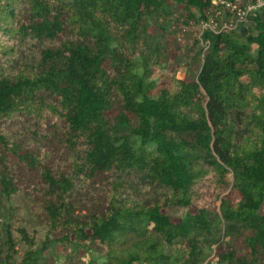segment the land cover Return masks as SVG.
Returning <instances> with one entry per match:
<instances>
[{
  "label": "trees",
  "instance_id": "obj_1",
  "mask_svg": "<svg viewBox=\"0 0 264 264\" xmlns=\"http://www.w3.org/2000/svg\"><path fill=\"white\" fill-rule=\"evenodd\" d=\"M210 1L0 0V194L22 188L16 159L50 195L44 240L0 264H55L56 247L82 253L74 264H202L217 243L213 264H264V21L205 34L195 80L138 53L149 23L187 27ZM13 122L65 150L70 174ZM106 176L103 207L75 215L73 193ZM130 176L156 195L122 198Z\"/></svg>",
  "mask_w": 264,
  "mask_h": 264
},
{
  "label": "rangeland",
  "instance_id": "obj_2",
  "mask_svg": "<svg viewBox=\"0 0 264 264\" xmlns=\"http://www.w3.org/2000/svg\"><path fill=\"white\" fill-rule=\"evenodd\" d=\"M160 27H163L161 29ZM195 43L194 33L190 26H183L180 23L164 24L161 21L157 25L149 23L146 29V35L143 39V46L138 49V53H151L162 69H159V76L166 74L169 78L184 81L195 80L200 69V58L193 57L200 49L201 45ZM46 47V44L35 45V52ZM29 120V119H28ZM32 121V120H30ZM14 123V122H13ZM33 124V122H30ZM10 133L20 140L23 147L33 152L46 151L51 155L48 161L52 171L57 174V179L61 174L64 176L70 174V164L68 153L60 149L55 142H47L45 137L37 138V135H31L27 126L21 123H14L10 126ZM37 132L36 129H32ZM40 132V131H39ZM16 160V159H15ZM14 162L15 168L20 172V184L22 188L16 195L9 199L0 194V255L4 259L5 255H11L15 260H20L24 253L30 249L31 245L38 246L45 238L47 218L43 212V205L49 198L47 185L39 177L38 173L25 169L20 163ZM111 176L96 177L91 182H87L85 189L77 190L71 198V208L73 213L78 216L86 215L100 207L107 198L110 191L109 181ZM139 179L130 176L127 179V186L122 192V198L133 197L136 199H146L155 196V191L147 189L143 191L138 186ZM218 205V202H216ZM189 208L174 207L166 211L167 214L183 217ZM6 231L12 240V251L7 252ZM223 243L213 245L212 252L207 256L202 264H213L215 254L222 252ZM58 255V256H57ZM55 264H74L82 256V253H73L62 251L61 247H56L53 253L47 254Z\"/></svg>",
  "mask_w": 264,
  "mask_h": 264
},
{
  "label": "built area",
  "instance_id": "obj_3",
  "mask_svg": "<svg viewBox=\"0 0 264 264\" xmlns=\"http://www.w3.org/2000/svg\"><path fill=\"white\" fill-rule=\"evenodd\" d=\"M264 21V0H211L202 17L189 26L195 41L207 47L205 34H227L232 31L249 29L254 19Z\"/></svg>",
  "mask_w": 264,
  "mask_h": 264
},
{
  "label": "water",
  "instance_id": "obj_4",
  "mask_svg": "<svg viewBox=\"0 0 264 264\" xmlns=\"http://www.w3.org/2000/svg\"><path fill=\"white\" fill-rule=\"evenodd\" d=\"M244 30V28H241V31H243ZM263 214V208L262 207H260L259 208V210H258V215H262Z\"/></svg>",
  "mask_w": 264,
  "mask_h": 264
}]
</instances>
